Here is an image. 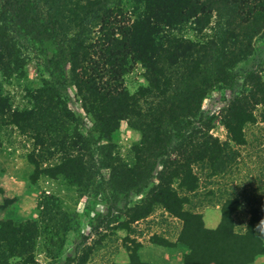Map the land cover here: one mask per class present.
Returning a JSON list of instances; mask_svg holds the SVG:
<instances>
[{
  "label": "trees",
  "instance_id": "obj_1",
  "mask_svg": "<svg viewBox=\"0 0 264 264\" xmlns=\"http://www.w3.org/2000/svg\"><path fill=\"white\" fill-rule=\"evenodd\" d=\"M46 42L53 49L31 108L15 109L0 82V133L13 127L31 142L33 182L63 177L84 191L107 169L111 196L126 211L119 227L131 233L134 222L162 209L181 222L179 236L151 240L183 246L182 264H253L264 255L256 231L264 229V188L238 177L248 162L264 176V133L259 145L245 149L247 126L263 124L264 131V0L0 2L4 78L25 74L26 44ZM133 63L142 64L148 81L135 93L124 81ZM241 64L243 73L234 72ZM68 85L92 130L69 106ZM212 89L232 92L222 119L226 140L211 132L214 116L202 108ZM123 122L141 133L130 161L110 141ZM212 205L230 229L236 214L247 212L245 229L207 227L202 208ZM39 210L38 218L0 220V264L35 263L42 225L67 233L77 223L53 194L40 198ZM125 241L129 261L109 264H148L139 254L142 243Z\"/></svg>",
  "mask_w": 264,
  "mask_h": 264
},
{
  "label": "rangeland",
  "instance_id": "obj_2",
  "mask_svg": "<svg viewBox=\"0 0 264 264\" xmlns=\"http://www.w3.org/2000/svg\"><path fill=\"white\" fill-rule=\"evenodd\" d=\"M0 2L4 4L7 0H0ZM123 2L127 5L128 0ZM52 49L53 45L50 42L41 46L28 43L23 50L27 57L24 65L25 74H13L10 78H4L0 70L3 93L10 98L15 109L22 110L33 106L31 92L42 85V77L46 75L45 58L51 55ZM246 68V65L241 64L234 69V72L242 74ZM260 69L264 76V67ZM124 81L131 93L137 92L141 86L148 85L142 64H131L124 76ZM242 83L243 79H240L236 88ZM66 94L69 106L83 118L86 129L92 130L93 123L82 108L76 88L68 85ZM231 99L230 89H212L203 101V110L214 116L211 132L222 140L228 138V131L222 119ZM262 125L246 127L245 132L249 141L246 150L259 145V137L264 133ZM140 139V131L126 122H123L110 137V141L117 146L116 150L127 161L131 160L132 146ZM105 141L102 140L101 144ZM30 149L31 142L17 129L9 127L1 131L0 220L38 218L40 198L45 194H53L58 197L64 210L77 222L67 233H57L54 229L45 230L42 225L34 247L35 263L32 264L126 263L129 261V254L125 247V238L128 236L142 243L139 254L148 264H182L185 253L183 246L164 247L151 240L153 234H158L176 242L181 230V222L177 218L156 208L146 218L134 222L129 233L126 229L119 227L120 221L126 218V211L122 209L124 202L115 203L111 196L112 186L109 183L107 169H103L102 174L95 178L94 185L84 191L70 184L63 177L52 179L42 176L35 183L31 180L33 165L27 159ZM249 157L250 155H247V161H250ZM252 167L251 162L242 165L238 177L248 183L251 182L252 186L264 188V176H259V171L252 170ZM99 184L102 186H98ZM251 192L257 193L258 190H251ZM260 193L264 194V191L261 190ZM132 199L136 198L132 197ZM202 213L207 227L217 228L225 233L244 230L249 220L247 212H239L236 214L235 227L230 229L220 224V206L203 207ZM256 231L264 240V229L257 226ZM263 256H259L253 264H264ZM16 260L18 259L13 261Z\"/></svg>",
  "mask_w": 264,
  "mask_h": 264
},
{
  "label": "crops",
  "instance_id": "obj_3",
  "mask_svg": "<svg viewBox=\"0 0 264 264\" xmlns=\"http://www.w3.org/2000/svg\"><path fill=\"white\" fill-rule=\"evenodd\" d=\"M264 257V256H263Z\"/></svg>",
  "mask_w": 264,
  "mask_h": 264
}]
</instances>
